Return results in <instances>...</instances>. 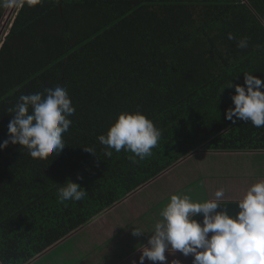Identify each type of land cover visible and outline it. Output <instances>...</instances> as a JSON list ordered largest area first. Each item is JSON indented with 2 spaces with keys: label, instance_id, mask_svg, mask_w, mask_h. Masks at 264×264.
<instances>
[{
  "label": "trees",
  "instance_id": "trees-1",
  "mask_svg": "<svg viewBox=\"0 0 264 264\" xmlns=\"http://www.w3.org/2000/svg\"><path fill=\"white\" fill-rule=\"evenodd\" d=\"M20 3L0 45V264L198 149L264 150V0Z\"/></svg>",
  "mask_w": 264,
  "mask_h": 264
},
{
  "label": "crops",
  "instance_id": "crops-1",
  "mask_svg": "<svg viewBox=\"0 0 264 264\" xmlns=\"http://www.w3.org/2000/svg\"><path fill=\"white\" fill-rule=\"evenodd\" d=\"M186 160L27 264H264V150Z\"/></svg>",
  "mask_w": 264,
  "mask_h": 264
},
{
  "label": "rangeland",
  "instance_id": "rangeland-1",
  "mask_svg": "<svg viewBox=\"0 0 264 264\" xmlns=\"http://www.w3.org/2000/svg\"><path fill=\"white\" fill-rule=\"evenodd\" d=\"M20 5H21L20 0H0V45L10 27V24L13 20V15L15 14L16 11H18ZM198 188L199 187H197V189ZM84 234L85 232L83 231L79 232L75 237H72L71 240L65 242L64 243L65 245L60 247L56 251V253L61 252L63 249L68 248V246L75 245L78 242L87 243V244L94 243L93 239H88V238H84L82 240L78 239L81 235Z\"/></svg>",
  "mask_w": 264,
  "mask_h": 264
},
{
  "label": "clouds",
  "instance_id": "clouds-1",
  "mask_svg": "<svg viewBox=\"0 0 264 264\" xmlns=\"http://www.w3.org/2000/svg\"><path fill=\"white\" fill-rule=\"evenodd\" d=\"M10 26H11V24H10ZM8 32V31H7ZM7 34V33H6Z\"/></svg>",
  "mask_w": 264,
  "mask_h": 264
}]
</instances>
